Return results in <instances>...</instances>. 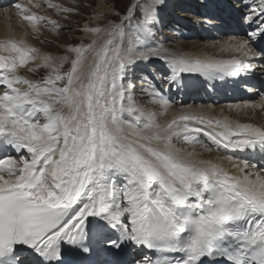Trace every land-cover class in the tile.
<instances>
[{"label":"snow or ice","instance_id":"snow-or-ice-1","mask_svg":"<svg viewBox=\"0 0 264 264\" xmlns=\"http://www.w3.org/2000/svg\"><path fill=\"white\" fill-rule=\"evenodd\" d=\"M239 2L250 10L241 8L242 21L257 29L235 50L264 57L249 47L264 39V0ZM162 3L132 0L123 14L114 12L118 23L85 27L91 42L69 46L72 59L24 40L0 41V149L24 153L0 159V264H264V165L236 155L264 157V127L191 112L160 124L123 82L137 58L164 60L168 71L159 88L152 85V97L167 110L164 84L182 87L187 75L214 81L251 68L243 58H166L151 50L134 57L127 41L152 34ZM47 6L76 11L51 0ZM15 9L36 39L42 23L60 27L27 5ZM22 68L47 74L32 80ZM181 143L228 153L224 159L238 161L239 174L195 158L200 154Z\"/></svg>","mask_w":264,"mask_h":264},{"label":"bare ground","instance_id":"bare-ground-1","mask_svg":"<svg viewBox=\"0 0 264 264\" xmlns=\"http://www.w3.org/2000/svg\"><path fill=\"white\" fill-rule=\"evenodd\" d=\"M38 1L40 0H32V3L30 4L29 0H17L16 2H13L14 4L9 3L8 5L7 4L0 5V41L6 40V39L24 40L31 46L38 48L41 53H47V54L52 55L53 57H58L59 54L53 53L52 50L54 49L55 51L57 50L58 52L65 51L64 56L67 55L69 58H74L76 54L68 51L69 46L66 48L67 45H65V43H68V42L74 43L76 41V38L78 37H76L74 33L68 34L70 37L65 38V36H63L60 33L61 32L60 30H62V27H60V29L57 30L58 33L55 34L56 31L50 30L51 26L44 27L42 23L41 28H40V33H39L40 39H36L34 38V34L32 33V31L29 30L31 28L28 27L26 22L22 23L20 21V18L17 14V10L15 9V4L20 3V4L27 5L28 7L32 9V11L36 12L39 15V10L42 9V5L40 9L32 7V5L37 4ZM45 1L47 2V0ZM60 1H64V0H60ZM179 1L181 2V0H178V3H177V0L176 2L175 0H163V3L158 9V15H159L158 23H160V21H162L163 19H166L169 16V14L174 15V17L178 18L180 22L178 21V24L173 25V27L179 28V26H182L184 28H188L182 31L181 35L191 36V37L183 38V40L189 41V42L186 43V42L178 40L177 46L176 45L166 46L167 47L166 49L169 52L165 53L164 51L165 49H161V46L158 47V45L155 43L156 41L153 38H150V39L148 38L146 41H144V49L143 51H141L139 56L145 53H148L150 50L152 52H156V50L157 51L159 50L160 52L159 54L166 58L172 55L173 53L184 55L189 58L200 59V60H229L233 58H243L245 59L246 62L250 63L251 68L241 73L239 76L224 77L222 79H217L214 81H207L199 75H194V74L187 75L185 77L186 86L181 87L183 88L184 91H187V89H192V88L198 89L199 88L197 92L201 93L200 90H202L204 86H206L207 91H211L213 89V85H216V87L218 88L221 87L222 89L223 88L225 89L226 86H229L231 89L232 97L234 96L235 91L237 92V95L241 93H243V95H240L241 97L240 99H236L237 103L230 102L224 105L223 104L216 105V104H210L209 102H207L206 99L202 100L200 98L199 100L189 102L190 104H193L192 102H196L198 103L197 105H192V106L187 107V106H183L184 104H187V101L184 102V100L181 99L182 102H180V100L176 97L175 98L173 97L172 99L171 98L169 99L167 97L168 92L171 91L175 93L179 87H174V89H169L168 87L163 86V95L169 102V106L167 110H165L162 104L155 103L153 97H151V99H153L152 100L153 105L152 103H150L146 111L155 113L158 122L162 121L161 124H165L166 122L171 121L173 118H178L182 113H185L187 112V110H189L197 114L216 117V119L217 118H220V119L228 118L229 120H239L241 123H253L257 126L264 127V107H262V105H264V90L259 89V86H261L259 82H262V80H264V57H252V56L243 57V54L239 51H236L234 47L240 41L248 39L247 35L243 36V32H245L244 29H246L247 31L249 30L250 26L253 25V24H247V23L245 25L242 19L239 18V16L238 17L236 16V18H233V16L231 15L232 13H234L233 9L235 8L237 9L243 8V11H244L243 5L240 2H238L236 5L233 6V8L226 7L225 9L220 11V8L225 6V2H222L221 0H210V2L209 0H198L200 4H197V5L195 4L196 1L194 0H184L181 3H179ZM233 1L234 0H227L229 4H232ZM105 3L106 1L100 0L99 6H97L95 11L93 12V15H94L93 18L92 19L90 18L87 21H85L83 25V34L79 36V43L77 44V46L81 44L86 45L91 42L93 34L84 31L85 27H91L93 24H95V26L96 25L101 26V24L106 23L107 20L114 18L113 8L106 6ZM175 4L178 7H175L174 6ZM193 5H196L194 7L198 11L197 16L187 18V16H191V14L189 15V13L191 9L194 8ZM69 6H72V8L74 7L72 4H69ZM189 7H191V9ZM185 9H187L186 13L183 12V10ZM46 11H47V15L51 14L49 13V9H46ZM100 12H105L106 14H101ZM219 12H220V15H219ZM183 14L187 16H182ZM203 15H204V18L202 17ZM217 16H220L221 18L215 19L217 18ZM195 17L197 18L198 21L193 23L194 22L193 19ZM52 18H54L53 14L51 15V19ZM187 19H190V20H187ZM223 20H226V21L221 23L220 21H223ZM195 24L198 26H195ZM223 24H225V26ZM236 24L238 26H235ZM193 27H197L196 29H198L197 30L198 32L201 30V28H204L205 31L201 30L200 33H201V37L204 40L206 39V41L188 40V39L198 38L195 35V32L192 31L191 29ZM229 29H234L231 31V34L229 33L230 31ZM219 33H222L221 35H225L226 33H229V34L228 36H226L225 39L219 40L221 39V36H217L219 35ZM240 33L242 35H238ZM54 34L59 39V40L55 39L56 40L55 44L51 42L49 43L46 41H41V39H43L44 37H47V35L49 37L50 36L55 37ZM161 40L163 41V39ZM253 42L254 41L250 42L249 47L253 51L256 52V50H259V47L261 46L259 45L255 46ZM139 43L141 44V42ZM151 57L159 59L156 56H150L149 60H151ZM90 60H91V57H89V61ZM138 60H141V59H138ZM36 63H40V61H36ZM68 64L69 63L65 64L64 67H67ZM133 65H135V63L132 65H129L128 68L130 67L129 69L131 70ZM162 66L164 68L166 67L164 66V64H162ZM28 67H31V64ZM153 70L155 71V74H153L152 76L155 75V77L158 78V77H161V75H163V74L156 72L157 70H155V66ZM167 71H168V68L166 67L165 73H167ZM20 73L22 75L25 74L26 77L29 74L33 78V73L28 72L27 68L20 69ZM29 75H28V78L30 77ZM40 79H37V80H40ZM146 92L143 93L144 94L143 97L148 96V93ZM149 94L150 96H152V90L149 91ZM194 96L196 97V95ZM199 102H203V103L205 102L207 104L202 105V104H199ZM218 102H221V100L219 99ZM236 105H241V106L249 105V106H254V107H246V108H243L240 112H237L235 108L233 107ZM164 113L165 115H163ZM201 140L207 143V137L201 136ZM180 146L186 149L187 151L194 152V154H200L196 156L195 158L210 159L214 163L220 164L223 168L230 171L232 174L234 175L239 174L238 170L233 167V164L238 161H228L224 159V157L228 155V153H225L223 151H213L212 153H207V152H204V149L200 144L189 145L186 143H181ZM12 155H16L17 157L14 159L19 160L22 157V155H24V153L16 152L11 149H0V159L7 158ZM236 155L240 159H247L249 158L248 155L252 156L255 164L260 162V166L264 165V157L262 158V156H260L259 154L252 155L249 153H236Z\"/></svg>","mask_w":264,"mask_h":264},{"label":"rangeland","instance_id":"rangeland-1","mask_svg":"<svg viewBox=\"0 0 264 264\" xmlns=\"http://www.w3.org/2000/svg\"><path fill=\"white\" fill-rule=\"evenodd\" d=\"M99 1L100 0H64V1L52 0L51 1L52 3L61 4V5L68 7V8H72V6H69V4H72L74 6L73 8L76 9V11H74L72 13H67V12H57L55 9L48 7L47 2L45 0H40V1H38V4H40L39 9L41 8V5H42V9L39 10V15L45 16V17L51 19V15L53 14L54 18H52V20H56L59 22L60 27H62V30H60L61 31L60 33L63 36H65V38L70 37L68 34H72V33H74V35H76V37H78V38H76V41L74 43H69V42L65 43V45H67L66 48L68 46H77V44L79 43V36H81L83 34V25H84L85 21H87L90 18L91 19L93 18V16H94L93 12L97 8V6H99ZM101 1H106V3H105L106 6L112 7L113 12L119 11V12H121V14H123V10L126 7V5H128L129 3L132 2V0H101ZM182 1H184V0H181V2ZM194 1H196L195 2L196 5L200 4V2L198 0H194ZM221 1L225 2V6L221 7L220 11L225 9L226 7L233 8V6L239 2V0H234L232 2V4H229L227 2V0H221ZM175 2H176V0H175ZM181 2L179 1V3H181ZM209 2H210V0H209ZM248 2H251V0H248ZM177 3H178V0H177ZM196 5H193V7ZM174 6L178 7V6H176V4ZM189 8L191 9V7H189ZM46 9H49V13H51V14L47 15ZM233 10H234L233 12L236 14V16L237 17L239 16V18H241V11H240L241 8H239V9L235 8ZM186 11H187V9L183 10V12H185V13H186ZM100 13L106 14L105 12H100ZM197 13H198V11L194 7L193 9H191V11L189 13V15L191 14V16H187L185 14H183L182 16H187V18L188 17L191 18L193 16H197ZM243 13H244V15H248V14H250V10L248 8H244ZM219 15H220V12H219ZM202 17L204 18V15ZM202 17H200V18H202ZM200 18H199V20H200ZM220 18H221L220 16H217V18H215V19H220ZM110 20L117 22V23L119 22V21H116L115 18L109 19V20H107V22ZM187 20H190V19H187ZM201 20H203V19H201ZM178 21H179L178 18H175L174 15L169 14V16L166 19H163L162 21H160V23H157L152 28V34L142 36L139 40H136L134 38L129 39L127 41L128 51H130L134 57H139V54L144 49V41H146L148 38L149 39L153 38L156 41L155 43L158 45V47L161 46V49L166 50L165 53L169 52L166 49L167 48L166 46H169V45H173V46L176 45L177 46L178 40L188 43L189 41H185V40H183V38L191 37V36H189V35L182 36L181 35L182 31H184L185 29H188V28H184L182 26H179V28L173 27V25L178 24ZM193 21H194L193 23H195L198 20L195 17L193 19ZM224 21H226V20H223L220 22L223 23ZM107 22L101 24V27H104L107 24ZM244 24L246 25V23H244ZM223 25L225 26V24H223ZM46 26L50 27L51 25H44V27H46ZM94 26H95V24H93L91 27H94ZM195 26H198V25L195 24ZM60 27L57 30H59ZM196 28L197 27H193L191 29H192V31L195 32V35L198 38L197 39L193 38V39H188V40H190V41H200V40L202 41V40H204L201 37V33H200L201 30L205 31L204 28H201V30L199 32L197 31L198 29H196ZM29 30H31V29H29ZM57 30H56L55 34L58 33ZM225 30H227V29H225ZM125 31H126V34L130 37L131 31H132L131 27L126 28ZM253 31H255V30H253ZM249 32H251V30H248V33ZM177 33H178V35H177ZM189 33H190V31H189ZM221 34L222 33H219V35H217V36H221V39H219V40H223L226 38V36H228V33H226L225 35H221ZM243 36H246V34H243ZM177 37H178V39H177ZM44 38L41 39V41H46L49 43L51 42L54 44L56 41L55 39H58V37H56V35H55V37H52V36L49 37L47 35V37H44ZM161 39H163V41ZM204 41H206V39ZM139 42H141V44ZM171 48H173V47H171ZM52 51L55 54L56 53L59 54L58 57L64 56V53H65V51H63V52L59 51L58 52L57 50L55 51L54 49ZM70 59H72V58H70ZM246 63L250 64L249 62H246ZM162 64H164V66H166L168 68V66L165 64V62L161 59H156L154 57H151V60H149V58L146 60H138V58H137L135 65L132 66V69L130 70L129 69L130 67L127 69V72H129V73L126 74L127 77L124 79L123 82L125 85H131L132 86L131 87V93L135 99L136 104L138 106H140L141 108L145 109V111H146V109H148V106L150 105V103H152V105H153V101H152L153 99H151L152 96H150V94H149V91L152 90V85L155 84L156 87L159 88L160 78H162L166 74L165 73L166 67L164 68L162 66ZM154 66H155V70H157L156 72L163 74V75H161V77H158V78L156 77L154 79V76H152L153 74H155V71L153 70ZM31 67H34V64H31ZM69 67H70V63L67 65V67H64V69H62V71L68 69ZM46 74H47L46 70L40 69L37 72L33 73V78L29 74L28 75L30 76L29 79H32V80L36 79L37 80V79L42 78ZM28 75H27V77H28ZM163 86H166L169 89L173 88V87H169L168 84H164ZM136 87H138V88H136ZM146 91H148V92H146ZM144 92L148 93L147 97H143ZM149 98H150V100H149ZM191 101L192 100L187 101V104H184L183 106L188 107V106L198 104L196 102H192L193 104H190L189 102H191ZM207 102H209V101H207ZM209 103L210 104H216V105H218V104L224 105L227 103V101H221V102L217 101L214 103L213 102H209ZM232 103H237V101H232ZM199 104L206 105L207 103L199 102ZM187 112L194 113V112L189 111V110H187ZM163 115H165V113ZM204 116H206V115H204ZM208 116L209 115H207L206 117H208ZM210 117H212V116H210ZM214 118H216V117H214ZM217 119H220V118H217ZM159 122L161 124L162 121H159ZM14 158H16V157H14Z\"/></svg>","mask_w":264,"mask_h":264}]
</instances>
